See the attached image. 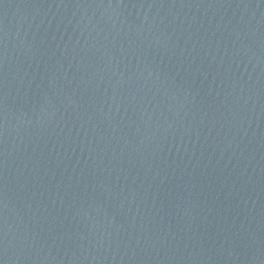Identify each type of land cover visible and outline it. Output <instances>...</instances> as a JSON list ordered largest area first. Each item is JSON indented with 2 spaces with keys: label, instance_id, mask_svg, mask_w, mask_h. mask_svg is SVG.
Masks as SVG:
<instances>
[{
  "label": "water",
  "instance_id": "1",
  "mask_svg": "<svg viewBox=\"0 0 264 264\" xmlns=\"http://www.w3.org/2000/svg\"><path fill=\"white\" fill-rule=\"evenodd\" d=\"M0 264H264V0H0Z\"/></svg>",
  "mask_w": 264,
  "mask_h": 264
}]
</instances>
